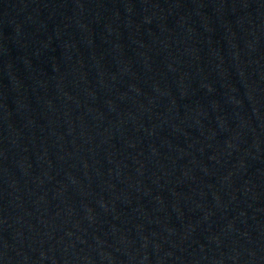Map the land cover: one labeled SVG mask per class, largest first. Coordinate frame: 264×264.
<instances>
[{"label": "water", "instance_id": "95a60500", "mask_svg": "<svg viewBox=\"0 0 264 264\" xmlns=\"http://www.w3.org/2000/svg\"><path fill=\"white\" fill-rule=\"evenodd\" d=\"M264 187V0H0V264H231Z\"/></svg>", "mask_w": 264, "mask_h": 264}]
</instances>
